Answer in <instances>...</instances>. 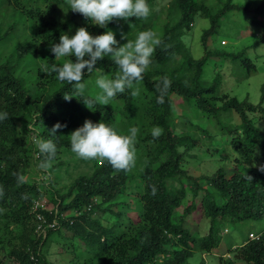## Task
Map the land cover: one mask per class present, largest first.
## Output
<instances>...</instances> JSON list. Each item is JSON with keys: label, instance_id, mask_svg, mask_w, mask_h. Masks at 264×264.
<instances>
[{"label": "trees", "instance_id": "16d2710c", "mask_svg": "<svg viewBox=\"0 0 264 264\" xmlns=\"http://www.w3.org/2000/svg\"><path fill=\"white\" fill-rule=\"evenodd\" d=\"M153 1L147 0L149 7ZM232 3L228 0L214 11L198 0H173L177 20L156 33L161 43L155 46L143 79L108 105L95 103L88 109L84 102L94 103L101 91L96 80L101 75L113 79L119 67L110 56L99 60L95 67L100 71L89 74L84 70L83 94L66 101L64 94L72 93L73 86L44 69L76 58L55 60L50 44H58L62 33L75 35L80 27L93 36L111 30L134 41L136 21L130 20L142 18L123 20V25L112 21L102 28L72 12L67 0H0V7L7 5L11 10L12 26L21 24L25 30L22 41L9 47L14 40L10 34L13 27L0 25V47L9 51L7 55L0 52V113H8V118L0 121L2 258L18 264H49L43 252L53 240L81 260L76 264H151L162 256L161 264H190L195 251L209 254L218 248L220 227L225 223L264 220V171L259 170L264 166V82L259 102L253 104L248 97L239 99L219 89L226 72L216 71L213 79H205V68L215 59L238 65L242 76L236 80L257 72L245 50L229 53L210 46L219 36L221 19L235 7ZM245 14L250 28L258 30L253 31L252 47L264 44V4ZM196 16L209 21L199 39L204 49L199 58L193 57L183 41ZM165 76L171 86L165 102L158 104L156 85ZM136 89L139 94L131 95ZM175 108H181L180 119L190 123L189 129L176 130ZM188 116L208 119L213 133L190 122ZM234 116L237 122L230 123ZM85 120L110 123L121 135L138 128L136 163L130 170L117 171L106 161L80 159L91 172L80 175L68 187L60 184L62 177L56 171L65 174L63 167L67 168L69 161L63 162L64 158L75 156L69 136ZM57 122L67 127L52 137L48 131ZM156 126L162 129L158 138L151 134ZM37 133L53 139L57 148L48 172L54 179L48 178L46 186L23 177L33 153L39 154L35 159L38 165L45 159L32 143ZM211 147L214 152L222 151L224 165L213 174L198 175L195 171L199 172L204 155H216L210 152ZM44 195L46 208L32 211V202ZM179 209L182 213L178 214ZM37 215L55 225L38 230ZM189 217L203 230L190 233L184 227V219ZM255 235L257 240L236 249L234 259L219 257L220 264H234L239 259L246 264H264V229Z\"/></svg>", "mask_w": 264, "mask_h": 264}, {"label": "clouds", "instance_id": "9594fccd", "mask_svg": "<svg viewBox=\"0 0 264 264\" xmlns=\"http://www.w3.org/2000/svg\"><path fill=\"white\" fill-rule=\"evenodd\" d=\"M71 11L83 15L86 19L93 21L95 25L107 28V25L113 20L129 19V18H147L150 14V7L147 0H67ZM121 39L127 40L123 46L115 39V33L106 30L104 34L93 36L87 28L80 27L76 30L75 35L69 36L62 33L59 37V43L50 44V52L55 56V60L61 57H75V62L71 59L66 60L62 66L51 64L45 66L44 71L51 75L55 74V78L60 82H67L73 86L72 93H65L64 100L70 101L73 95H82L85 90L83 83L84 70L89 74L94 71H100L95 66L99 60L109 57L119 67V72L113 79H108L105 75H101L96 80V85L101 90L95 97V102L85 101L84 104L88 109H92L95 103L108 105L109 101L115 99L118 94L124 93L128 89H132L143 79V73L148 69L151 63V56L154 53L155 46L161 41L157 34L152 30H145L138 33L134 41L128 40L127 36L121 34ZM264 47V46H262ZM87 57V58H86ZM171 86V81L167 76L161 79L156 85L159 93L157 103L163 104L165 97ZM139 94V89L131 92V95ZM8 118L7 112L0 113V121ZM67 127L66 124L57 122L48 132L52 137H57L58 130ZM18 130H23L18 128ZM138 128L132 127L130 135H121L115 130L111 124L103 121L93 123L91 120H85L82 127L74 130L70 138L71 150L81 159L91 160L99 159L106 161L111 167L117 171H127L135 166L136 163V136ZM162 133V129L156 126L152 129V136L158 138ZM45 159L41 161L40 167L47 169L51 167L53 158L56 155V144L53 139H44L37 133L32 138ZM36 154V158L39 154ZM35 158V159H36ZM260 171H264L261 166ZM252 180V177L247 176ZM20 181L23 180L19 176ZM155 189H153V194ZM46 208L47 202L43 199H36ZM33 201V202H34ZM32 202V204H33ZM44 224H48L44 222ZM224 232H227L224 230ZM258 236L250 234L248 240H257ZM242 244L241 247L244 245ZM240 248V247H238ZM235 248L233 250L236 251ZM233 254V253H232ZM163 256L156 259L151 264H161ZM226 259H233L228 253Z\"/></svg>", "mask_w": 264, "mask_h": 264}, {"label": "rangeland", "instance_id": "374dc122", "mask_svg": "<svg viewBox=\"0 0 264 264\" xmlns=\"http://www.w3.org/2000/svg\"><path fill=\"white\" fill-rule=\"evenodd\" d=\"M173 0H154L150 6V14L147 18H142L140 21L136 19H131L130 21H136L135 31L132 32L133 36L138 35L139 32L145 30H152L157 34L162 32V28L165 24L171 21L173 24L174 21L177 20L178 13L172 7L171 2ZM202 4L209 6L214 9V11L222 8L224 4L227 3L228 0H198ZM235 7L232 11L227 12L225 16L220 21L219 27V36L217 40L209 42V45L213 48L218 47L219 51L228 50L229 53L240 52L245 50V54L247 57L257 66V72L250 75L245 80H236V78H240L242 76V70L240 67L233 63V61L224 62L223 64L219 62L218 59L209 60L205 68V79L211 80L214 78L216 71L226 72L225 77H223L222 85H220L219 89L221 91L229 93L231 96L239 97V99H243L248 97V100L253 104H257L260 98V86L264 82V44L259 46H253V31L258 32V30L253 27L250 28L249 22L245 19V11L255 10L260 5L264 4V0H233L232 3ZM240 10V11H238ZM11 10L7 5H2L0 7V25L13 27V20L10 17ZM245 20V22L243 21ZM116 24H125L126 22L123 19L113 20ZM139 23V25H138ZM209 27V21L207 19L201 18L200 16H196L194 19L193 26L191 29L185 34L183 41L190 49L191 54L195 58H199L203 55L204 49H202L199 39L202 34V31ZM158 31V32H157ZM25 33L24 26L21 24L16 25L11 29L10 34L14 37V40L10 41L9 47L12 46L13 43H20L22 41V35ZM127 33V32H126ZM238 33V34H237ZM128 34V33H127ZM128 38V37H127ZM115 39L121 44H126L127 40L121 39V35H115ZM130 38H128L129 40ZM223 39V40H222ZM220 42V44H219ZM0 52H4L5 55L9 53L8 49L5 47H0ZM228 59V58H227ZM221 65V66H220ZM240 81V82H239ZM181 105V103H178ZM264 107V104L262 105ZM189 110L186 112L188 113ZM175 115H177V119L174 122V127L177 131H184L185 129L190 128L189 122H184L181 118V108H175ZM256 116V115H255ZM190 122H194L196 125H200L213 133V128L210 126L209 120L206 118H202L193 120L192 116H188L187 118ZM236 116L232 117L230 123L237 122ZM211 121V119H210ZM261 128L264 132V124H261ZM218 139V137H217ZM33 143V142H32ZM35 144V143H33ZM218 147V146H217ZM219 148V147H218ZM211 153H214L215 156L211 157L210 154L204 155L202 161H200L199 172L195 171V173L210 175L215 173L219 167L224 165L222 156V151L220 149H215L214 152L212 147ZM36 154H34L33 158L30 160V167L25 172L23 176L26 178L28 182H35L38 185L46 186L44 183L48 178L51 180L54 179L48 172L50 167L47 169H42L35 160ZM80 159L76 154L74 158L65 157L63 162L69 161V164L66 167L65 174H63V170L61 172L56 171L61 177L62 180L60 184L70 186L71 183H74L76 178L80 175L90 174L89 167H85L83 163L80 162ZM76 160V161H75ZM78 161V162H77ZM264 161V160H263ZM75 163L78 164V167L75 166ZM52 165V164H51ZM195 168V167H194ZM55 171V170H54ZM174 186H177L174 183ZM63 186H59L58 188H62ZM43 200L45 203L48 201L45 195L43 196ZM50 211V209H48ZM179 213H182V210L179 209ZM132 217H135L133 214ZM190 217L184 219V227L191 233L197 230H203L201 226H198L197 223L191 222ZM0 225H3L0 222ZM264 229V220L263 221H233L229 223H225L220 227V237H219V246L217 249L212 251V253L202 254L201 252L195 251L192 257L189 259L190 264H199L201 261L204 264H220L219 257H226L229 253L230 256L234 259L237 255V252L232 251L235 248L241 247L242 244L248 239L250 234H256ZM226 230L227 232H224ZM249 234V235H248ZM31 236V234H29ZM43 256L47 263L49 264H76L81 260H77L73 257L70 252L65 250V246H62L60 243H55L53 240L49 241L48 244L44 246ZM2 252L0 253V260L2 264H18L15 260H5L2 258ZM235 260L234 264H246L241 262L239 259ZM82 263V262H81ZM94 264H98L95 262Z\"/></svg>", "mask_w": 264, "mask_h": 264}, {"label": "built area", "instance_id": "2783aa9c", "mask_svg": "<svg viewBox=\"0 0 264 264\" xmlns=\"http://www.w3.org/2000/svg\"><path fill=\"white\" fill-rule=\"evenodd\" d=\"M38 208H43V204L41 202H39V201H34L33 204H32V211L36 212L38 210ZM36 219H37V223L39 224L37 229L42 231L43 230L42 226L45 225L44 224V219L40 215H37ZM53 224L55 225V223H52V224L48 223V224H46V227L47 226L48 227H52Z\"/></svg>", "mask_w": 264, "mask_h": 264}]
</instances>
